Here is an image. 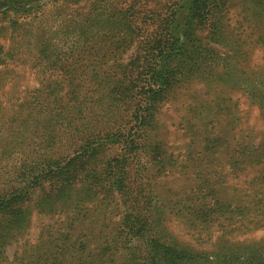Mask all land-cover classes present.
I'll list each match as a JSON object with an SVG mask.
<instances>
[{"label":"trees","instance_id":"trees-1","mask_svg":"<svg viewBox=\"0 0 264 264\" xmlns=\"http://www.w3.org/2000/svg\"><path fill=\"white\" fill-rule=\"evenodd\" d=\"M48 1L78 8L52 27L47 0H0L3 71L67 72L18 106L13 140H69L100 99L127 121L63 161H29L14 143L2 153L0 264H264V239H241L264 231V0ZM61 31L73 40L56 43ZM34 213L48 223L32 242ZM173 226L209 251L182 246Z\"/></svg>","mask_w":264,"mask_h":264},{"label":"rangeland","instance_id":"rangeland-1","mask_svg":"<svg viewBox=\"0 0 264 264\" xmlns=\"http://www.w3.org/2000/svg\"><path fill=\"white\" fill-rule=\"evenodd\" d=\"M117 0H105V4H115ZM83 6V7H82ZM83 9L81 12L87 13L90 4H83ZM76 9L78 7H72L63 3H59L54 6L50 1L47 0L46 11L44 13V23L49 24L52 27H56L58 25V20L66 19L65 16L71 9ZM67 20V19H66ZM73 40L71 34H64L62 31L56 36V43H70ZM6 45V44H5ZM134 48L128 51L126 55H124V59L127 61L128 57L133 53ZM67 60L68 57H63ZM72 61V58L68 59ZM4 67H0V111L2 113V118L0 119V168L7 169L10 165V159H8V155L2 154L6 153L7 149L13 144L15 147L20 149H25L28 153V160L33 161L35 159H39L40 157H46L48 159H53L54 161H63V159H67L71 157L73 153L79 150L80 142L83 138L91 135H104L107 131L114 127L115 125H123L124 121H127V117L120 118L123 115H126L125 111L118 110L115 106L110 105V102L105 99H100L101 103H92L90 105V109L84 114L80 116H76L72 120V126L78 129L79 133H71L69 140L62 139L55 143V145L51 148H45L40 144L41 138L38 139L37 136H34L32 133L29 137L25 138L24 141H15L12 138V131L15 130L12 125L11 118L14 120H20V116L15 114L18 106L20 104H24L31 97H33L35 91L39 89L42 84H45L49 79L50 80H59L64 81L67 77L66 71L59 70H48L47 68L41 65H35L33 62L26 63L18 66H11L9 70L11 71H3ZM15 86V87H14ZM234 100L240 103L241 109L244 113L248 114V100L242 93L234 96ZM251 119L252 123L256 124L257 128H260V121L258 119L259 113L257 109L254 107H250ZM167 117L166 112L160 116L162 123L171 124L175 122L176 114L172 111H168ZM80 117V120L78 119ZM174 117V119H173ZM41 118V117H40ZM45 119V117H42ZM125 119V120H124ZM16 121V122H17ZM14 122V123H16ZM18 129V124L14 125ZM117 127V126H116ZM43 132V131H42ZM45 132H48L47 130ZM41 135V134H40ZM178 141L176 146H182L185 142H188V139L184 140L181 136V133L178 132ZM174 139L175 136H170V139ZM203 142L199 141L198 145H195L197 148H201ZM113 148H109L105 155H112ZM180 151V150H178ZM144 160V161H143ZM142 163H146V159L144 158ZM19 161V158H18ZM15 164V161L14 163ZM12 164V165H13ZM45 223H48L43 217H39L34 213L32 217V228L29 231V234L25 237V239H30V241L35 242L38 238L40 228ZM174 233L176 239L180 242V244L188 249H192L195 251H209V248L206 246H199L194 241H192L187 235H184L182 231L176 226H173ZM242 240L250 241V242H260L264 239V231H259L254 234L246 235L241 237ZM18 246L20 244L13 245L8 249V256L13 258L15 253L19 250Z\"/></svg>","mask_w":264,"mask_h":264}]
</instances>
